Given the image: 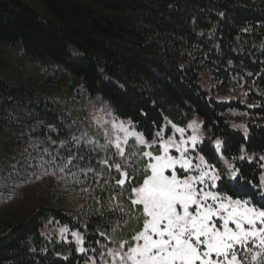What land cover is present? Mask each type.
Instances as JSON below:
<instances>
[{
  "label": "trees",
  "instance_id": "trees-1",
  "mask_svg": "<svg viewBox=\"0 0 264 264\" xmlns=\"http://www.w3.org/2000/svg\"><path fill=\"white\" fill-rule=\"evenodd\" d=\"M0 46L19 49L25 64L43 70L36 76L20 66L24 74L13 79L0 73L3 194L40 179L22 169L13 172L10 165L25 149L35 156L47 147L46 136L67 138L66 124L75 121L73 132L105 143L88 110L97 98L113 118L132 120L149 139L160 127L172 135L167 121L185 128L198 116L211 131V140L198 146L210 162L218 163L211 143L221 139L224 156H238L241 147L255 154L251 164L237 161L253 183L264 171L258 167L264 163L259 161L264 155V0H0ZM202 73L209 76L208 91L199 85ZM49 125L59 135L48 131ZM234 125H245L247 134ZM129 175L127 191L142 181L141 174L129 170ZM54 180L36 190L37 207L11 210L9 231L0 235V264H85L73 230L85 234L87 256L102 264L104 245L118 247L111 241L130 239L138 228L125 195L118 202L130 222L114 232L107 227L100 236L106 225L95 214L101 206L96 199L102 198L107 217L110 189L102 192L91 174L80 184ZM85 187L93 189L91 196L81 191ZM120 215L109 224L115 226ZM65 225L67 240L59 232Z\"/></svg>",
  "mask_w": 264,
  "mask_h": 264
},
{
  "label": "snow or ice",
  "instance_id": "snow-or-ice-1",
  "mask_svg": "<svg viewBox=\"0 0 264 264\" xmlns=\"http://www.w3.org/2000/svg\"><path fill=\"white\" fill-rule=\"evenodd\" d=\"M106 123L110 128L104 131V144L93 141L86 132H73V121L65 125L69 130L67 138L57 141L46 136L47 147L35 156L25 149L16 164L10 165L13 172L22 169L37 179L41 178L37 172H41L75 184L83 183L91 174L102 192L108 187L107 217L102 198L96 199L101 206L95 214L106 225L100 236H106L107 227L114 232L120 223L130 222L124 219L129 213L118 202V197L127 196L137 213L131 219L138 228L133 229L130 239L111 241L118 247L104 245L106 252L99 253L102 264H264V171L259 173L258 182L253 183L237 166V161L251 164L255 154L248 155L241 147L238 156H224V142L215 139L214 150L223 167L210 162L198 148L203 138L195 120L187 125L192 129L187 137L184 127L167 121L172 135L166 136L165 129L160 127L150 139L137 131L130 119L122 121L116 117ZM234 127L243 128L247 134L245 125ZM48 131L59 135L54 125H49ZM139 148L144 150L138 151ZM63 149L69 152L67 157L61 154ZM259 161H264V155L259 156ZM258 167L264 169V163ZM105 168L108 177L104 176ZM129 170L141 174L142 181L127 191L126 182L133 181ZM81 191L91 196L93 189L85 187ZM117 212L121 215L116 225H110ZM69 231L67 225L59 229L65 240ZM70 234L76 251L85 256V264H97L95 257L87 256L90 249L85 247V234L80 230Z\"/></svg>",
  "mask_w": 264,
  "mask_h": 264
},
{
  "label": "rangeland",
  "instance_id": "rangeland-1",
  "mask_svg": "<svg viewBox=\"0 0 264 264\" xmlns=\"http://www.w3.org/2000/svg\"><path fill=\"white\" fill-rule=\"evenodd\" d=\"M24 57L20 53L19 49H11L9 47L0 46V73L4 75L7 79H13L14 75L17 73L24 74L19 67H25L29 73L34 75L41 73L42 69H37L33 67L31 64H25ZM20 70V71H19ZM38 76V75H36ZM36 79V78H34ZM209 76L207 74L202 73L199 78V85L205 89L209 90ZM256 90V89H255ZM257 91V90H256ZM88 110L92 116V120L95 125L99 126V128L105 131L107 128H110V125L106 122L113 120V115L109 108H107L106 104L101 101V99L97 98L90 101L88 105ZM196 121L199 125V135L203 138V142L211 140V131L206 129L203 125L202 120L195 116L190 122ZM189 122V123H190ZM188 123V124H189ZM171 126V125H170ZM185 137L192 134V129H189L187 126L185 127ZM176 138H179V134H176ZM55 180L51 175H43L37 182L32 184L23 185L22 189H17L16 187H11L6 194H3V188L5 187V183L0 181V235H3L9 231L7 223L13 219L12 211L15 209H20L28 211L31 208L37 207V203L35 200V192L36 190L43 184H48V186H53ZM19 191L20 195L14 196V194ZM18 211V210H16ZM7 214V215H4ZM10 214V215H9Z\"/></svg>",
  "mask_w": 264,
  "mask_h": 264
}]
</instances>
